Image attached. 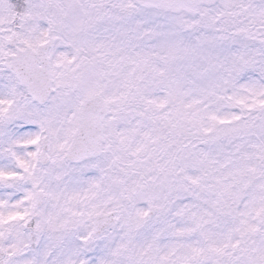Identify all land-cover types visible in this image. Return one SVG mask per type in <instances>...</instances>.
<instances>
[{
    "label": "snow or ice",
    "instance_id": "snow-or-ice-1",
    "mask_svg": "<svg viewBox=\"0 0 264 264\" xmlns=\"http://www.w3.org/2000/svg\"><path fill=\"white\" fill-rule=\"evenodd\" d=\"M0 264H264V0H0Z\"/></svg>",
    "mask_w": 264,
    "mask_h": 264
}]
</instances>
